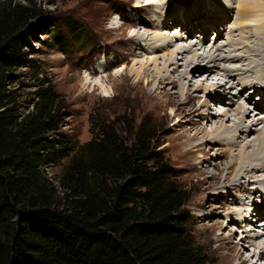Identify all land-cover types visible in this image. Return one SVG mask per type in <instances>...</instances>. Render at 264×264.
I'll return each instance as SVG.
<instances>
[{
	"label": "trees",
	"instance_id": "16d2710c",
	"mask_svg": "<svg viewBox=\"0 0 264 264\" xmlns=\"http://www.w3.org/2000/svg\"><path fill=\"white\" fill-rule=\"evenodd\" d=\"M38 15L35 5L0 3V264H215L189 230L190 191L172 180L158 131L144 121L120 133L93 128L57 194L43 168L74 151L61 132L68 105L43 83L23 114L9 88L20 69L34 67L35 34L66 47L60 23L34 26ZM76 24L66 31H84Z\"/></svg>",
	"mask_w": 264,
	"mask_h": 264
},
{
	"label": "rangeland",
	"instance_id": "374dc122",
	"mask_svg": "<svg viewBox=\"0 0 264 264\" xmlns=\"http://www.w3.org/2000/svg\"><path fill=\"white\" fill-rule=\"evenodd\" d=\"M7 1L10 0H0V3ZM148 1L153 2L154 7L147 6ZM242 1L251 4H256V2L264 4V0H12L13 3L22 7L35 5L36 13L39 12L40 15L31 20V24L34 26L40 24L46 29H51L54 22H58L65 37L66 50H62V47L52 40L51 35L35 34L39 42L32 43L38 51L33 56L34 67L20 69L17 72L18 79L9 86L11 90L18 91L19 107L23 114L33 109L37 99L35 92L43 83L53 86L54 90L68 105V115L61 127V132L65 133L72 141L74 151L69 158L57 166L48 167L50 176L53 177L54 181H58L78 147L93 139V128L110 126L117 133H120L124 130H133L144 121L146 125L152 126L158 131V141L163 144L162 155L168 159L172 169V180L176 181L179 187L190 191L189 202L185 208V212L191 217L189 230L196 244L203 247L209 259L215 264H264V260L258 261V250L251 246V240L248 239L249 235L264 234L258 224L264 222V215L259 219L249 216L250 211L258 209L259 204L264 201V184L257 183L255 180L249 182L246 179V174H243L245 178L240 182L241 184L245 183V187L242 186V189L240 187L230 188L228 193H223L220 195L221 197L217 196V188L212 187L213 185L210 189L203 190V187L208 186L207 183L211 184L221 176V169L217 167V165L225 162L224 158L219 157L221 147L217 144V147L207 145L204 159H202L203 163L200 165L197 161V168H194L195 163L181 158L173 145L181 131L191 130L194 124H200V120L197 116L192 117L189 114L179 113L176 108H169L165 111L154 106L148 99V95L153 91V86H148L145 71L146 68H154L155 65L161 75H164V71H166L162 65L168 51L167 49L158 50L155 48L156 44L161 45L163 42L158 36H166L169 40L176 41L179 46L188 48L193 42L195 44L198 41L197 36L201 32L198 29V24L204 23L201 21L203 18L211 29L204 43L208 48L214 44L216 46L224 45V51H229L228 44L231 47L234 45L238 51L232 54L239 55L245 47L246 49L249 47L252 49L249 59L253 58L256 64L258 60L261 62L259 58L264 60V45L259 46L260 40L264 39V9L261 14L252 18L249 25L244 26L240 21L238 9L239 3ZM200 2L204 4L202 5ZM216 2H220L223 6L226 5L225 8H230L231 16L229 18L225 17L224 19L225 13H217L216 10L214 15L209 14L207 8H210L211 3L216 5L214 4ZM203 11L208 14L206 16L200 14L201 18L193 17L195 12L202 13ZM180 12H183V17L188 21L185 28L183 27L185 20L180 16ZM216 14L223 18L220 26L223 30L222 36L217 40L214 35L217 30L214 27ZM71 21L77 23L76 27L84 28V31L80 32L74 29H68L69 32L66 31V23ZM155 23H163L166 26L157 29ZM115 26L116 29H114ZM190 32L191 34L186 37L187 39L184 37L185 39L181 40V35ZM242 32H244L243 35ZM137 33L142 38L140 47L129 42V39ZM84 34L86 35L85 40L80 43V36H84ZM87 38L88 41L85 42ZM248 40L249 42H247ZM242 43L245 45L243 46ZM83 44L84 46H82ZM198 48L200 49L201 46ZM169 50L171 53L174 52L172 49ZM221 51H219L218 58L225 54ZM229 57L232 56L229 55ZM156 58L157 62L153 61L154 63H152V60ZM184 62L178 59V63L183 64L180 70L185 69L186 62ZM245 62L247 63V61ZM228 63H222L221 66L231 68L242 66V63ZM253 67L255 68L254 71L242 72L239 80L241 78L246 81H253L257 77L256 71L264 72L261 67ZM256 68L258 69L256 70ZM93 69L96 70V73H93ZM87 76L92 77L96 83L102 81L101 83L105 86L104 90H94L92 86L87 84ZM263 80L264 78L260 83L257 82L259 83L258 88L256 85L248 83L251 97L245 91L240 95V103H248L247 106L252 109L256 103H260L259 105L262 106L260 118H264ZM212 83L210 80L202 87L201 80L188 84L187 80L183 79V85L186 86L185 88H189L192 94H195L199 88L202 89L197 93L199 98L196 101V107H199L200 100L206 98L207 94L204 89ZM234 84L238 89L233 90L236 93L240 87L237 86V82ZM220 98L222 99V97ZM221 99L215 103H210L212 107L207 114L210 115H208L209 118H213L211 120L220 119L221 113L230 108L229 103H226L227 99L220 101ZM188 109L185 107V112ZM233 109L235 106L228 113L229 118L228 122H225L226 127L232 124ZM218 111H220L219 114ZM217 121L219 122V120ZM213 123L214 121L207 124V131L214 130ZM217 126L220 129L221 125ZM261 126L257 128L258 133H252L250 139L243 140L241 147L246 146L243 148L247 149L248 143H252V140L260 134V130H264V124ZM123 136L126 137V134ZM255 144L253 143V145ZM258 157L264 158V152H261ZM229 158H231L229 159L231 162L235 161L238 158V151L232 149ZM243 161L246 162L245 159ZM258 176L260 181L263 180L261 178L264 177V172L258 173ZM246 189L253 192L258 190L254 196V203L245 201L242 196L243 193L237 194L238 191L244 192ZM57 194L62 195V189L58 188ZM239 214H243L242 218ZM237 251L242 252L240 260L232 258Z\"/></svg>",
	"mask_w": 264,
	"mask_h": 264
},
{
	"label": "bare ground",
	"instance_id": "6f19581e",
	"mask_svg": "<svg viewBox=\"0 0 264 264\" xmlns=\"http://www.w3.org/2000/svg\"><path fill=\"white\" fill-rule=\"evenodd\" d=\"M200 4L202 3L200 2ZM211 4L212 5H210V8H207L209 11V14L211 13L214 15V13H216L215 12L216 10L217 13H223V14L225 13L224 19L225 17L229 18L231 16L230 8H225L226 5L223 6V4H221L220 2L214 3L216 5H213V3ZM239 4L240 6L238 9H239V14H240V21L244 26L249 25V23H251L252 21V18L258 16V14H261L264 9L263 8L264 4H260L259 2L258 3L256 2V4H251L247 1H242ZM146 5L149 7H154L155 4L153 2L148 1ZM205 12L206 11H203L202 13L195 12L193 17L201 18V16H206V14L208 13H205ZM182 14L183 12H180V16L183 17ZM185 19L186 18L183 17V20ZM204 20H205L204 18L201 19V21H203L204 23L198 24L199 25L198 29L201 31L200 35L197 36L198 39L196 38L198 41H196L195 44L193 42V44H191L188 48H184V46L183 47L179 46L176 43V41L173 42V40H169V38L166 36H160V37L158 36V38H160L166 44H164L163 42L161 43V45L156 44L155 48L158 50L167 49L168 51V53L165 54V62L162 65L163 69L166 71H164V75H161V72L158 73V70L156 69V65H155L154 68H150V69L146 68L145 74L147 73L146 77L148 79L147 80L148 86L150 85L153 86V91L150 95H148V99L154 104V106H156L159 110H165V111L169 108H172V109L176 108L177 112L189 114L192 117L197 116V118H199L200 120V124L198 123L194 124V127L191 130H188V131L186 130L183 132L181 131V134L179 135L176 143L173 145V148L175 149V151L179 152L181 158L185 159L188 162L195 163L194 164L195 166L194 165L193 166L194 168H197V165H198V164L196 165L197 161L200 165L203 163L202 159H204L203 157L205 154V147L207 145H209V147L210 146L217 147L216 146L217 144L219 147H221V149H219L220 151L219 157L225 159L224 163H222L221 165H217V167L221 169V176L215 182H212L211 184L209 183L210 185L207 183L208 185L207 187H203V190H208L213 185L212 187L217 188V196L219 197L223 193L227 194L230 188L240 187L242 189V186H244L245 183L241 184V182L245 178V176L249 182H251V180H255L257 183L264 184L263 176H261L263 177L261 178L263 180L260 181L258 179L259 177L258 173L264 172V158L258 157L260 156L261 152H264V130H260L261 131L260 134H258L257 137H255L254 140H252V143H248L247 149H244L246 146L245 147L243 146L244 148L241 147L243 140L250 139V134L252 133H258L259 130H257V128L264 124V118H260V112H261L262 106L259 105L260 103L259 104L256 103L254 109H252L251 107L247 106L248 103L247 104L244 103L245 105L243 103H240L241 93L243 91H245V93L246 92L249 93L250 91L249 90L250 87L248 86V83L250 85H256V87L258 88L257 85H259L261 80L264 78V72L256 71L257 77L254 78L255 80L252 79L253 81H246L245 79H241V78L239 80V77H241L242 72L244 73L246 71H251V70L254 71L255 68L253 66H256L258 68L261 67L262 69H264V60L263 58H259L260 61L262 62V65H261V62H259V60L256 61L257 62L256 64L253 58L249 59L248 57L252 49L251 48L249 49L248 46H247L248 47L247 49L245 47V49L242 51L241 54L237 52L239 55L232 54L238 51L236 50L234 45L233 47H231L228 44L229 51H224L225 49L224 45L216 46L214 44L210 48H208V46L205 45L204 43L206 42L207 34L211 29H209L210 27L208 23H206ZM222 22H223V18H221L218 14H216L215 15L216 24L214 26L218 30V31L216 30L214 34L216 36V40L222 36L223 30H221L220 28V26L222 25ZM197 23H199V21H197ZM184 24L185 26L183 27L185 28L188 25V21L185 20ZM165 26L166 25L161 23V24H157L155 27L159 29ZM116 28L117 27L115 26L114 29ZM259 32L263 33L262 31H259ZM190 34L191 32L183 36L181 35V40L185 39L186 37H189ZM243 34L244 32H242V35ZM243 39L245 38L243 37ZM141 41H142V38L138 33L134 34L129 39V42L135 44L137 47H140ZM247 42H249V40ZM242 44L243 46L245 45L244 43ZM260 45H264V39L260 40L259 46ZM199 46H201L200 49L198 48ZM169 49H172L174 52L173 53L169 52L170 51ZM220 50H222L221 52L225 54L221 55V57L218 58V55H220L219 54ZM229 55H231L233 58L232 57L230 58ZM178 59L180 61L183 60L186 62L184 70H180L183 64L178 63ZM244 60L247 61V63ZM153 61L157 62V58L152 60V63H154ZM226 62L227 63L237 62L239 64L242 63V66L240 67L238 66L236 68H231L228 66L227 67L221 66L222 63H226ZM258 68H256V70ZM93 73H96L95 69H93ZM236 77L238 78L236 79ZM183 79L187 80L188 84L193 83L196 80H201L202 87L204 84H207V82H210V80L213 82L212 84H210V86L204 89L207 96L204 100H200L199 107H196V101H198V98H199L198 96L199 94L197 93L201 91L202 89L199 88L198 90L195 91V94H192L189 88H185L186 86L183 85ZM235 80H238V81H235ZM86 82L87 84L92 86L94 90L95 89L104 90L105 86L101 83L102 81L96 83L93 81L92 77L87 76ZM235 82H237V86L240 87L239 91L236 93H234L233 91L234 89H237L236 84H234ZM249 96H250V93H249ZM220 97H222V99ZM263 98L264 97H262V100ZM219 99H221L220 101L227 99L226 103H229V107L231 109L233 108V106H235V109H233V115H232L233 121H232L231 126L229 127L225 126V122L226 121L228 122V118H229L228 113L231 112L230 108L225 109L223 113H221L220 119L211 120L213 118L212 117L209 118L210 115L207 114V112L212 107L210 103L212 102L215 103L219 101ZM185 107L189 108L188 111L186 112H185ZM217 120H219V122ZM191 121H192V118H191ZM212 121H214L213 123L214 130L210 132L206 130V127H207V124ZM217 125H221L220 129H218ZM191 133H192V136H190ZM196 142H199V143H196ZM245 143L247 142L245 141ZM253 143H256V144L253 145ZM232 149H236L238 151V158L233 162L229 160L231 159L229 158V154L231 153ZM244 159L246 162L243 161ZM256 159L257 160L259 159V160L257 161ZM243 162H244L245 167L243 166ZM243 174H246V175L244 176ZM237 190H240V189H237ZM257 193H258V190H254L253 192V191H250L249 189H246V191L244 192H242V190L237 192V194L239 195L242 194V196L245 198V201L249 203H254L255 201L254 196ZM262 213H264V201L261 202V204H259L258 209L256 210L253 209L252 211H250L249 216L251 218L254 216L255 218L259 219V217L264 215ZM242 215L243 214H239L241 218H242ZM263 223L264 222L258 223L259 226H261L260 230H262V232H264ZM248 239L251 240L250 241L251 246L258 250V253H257V256L259 259L258 261L264 260V241H262L264 240V234H261L258 236L254 234L249 235ZM241 255H242V252L237 251L235 256L233 255L232 258H237L238 260H240Z\"/></svg>",
	"mask_w": 264,
	"mask_h": 264
},
{
	"label": "built area",
	"instance_id": "2783aa9c",
	"mask_svg": "<svg viewBox=\"0 0 264 264\" xmlns=\"http://www.w3.org/2000/svg\"><path fill=\"white\" fill-rule=\"evenodd\" d=\"M49 166L48 165H46L44 168H43V170H44V173H45V175H46V177H47V179H50V181L53 183L54 182V187L57 189V191H58V188H60V190H61V187L59 186L58 187V185H59V179H58V181H54V179H53V177L52 176H50V173H49V168H48Z\"/></svg>",
	"mask_w": 264,
	"mask_h": 264
},
{
	"label": "snow or ice",
	"instance_id": "6c2138e0",
	"mask_svg": "<svg viewBox=\"0 0 264 264\" xmlns=\"http://www.w3.org/2000/svg\"><path fill=\"white\" fill-rule=\"evenodd\" d=\"M131 34V33H130Z\"/></svg>",
	"mask_w": 264,
	"mask_h": 264
}]
</instances>
